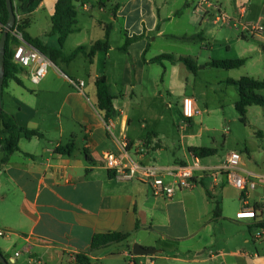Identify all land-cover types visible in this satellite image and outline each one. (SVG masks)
Segmentation results:
<instances>
[{
    "label": "crops",
    "instance_id": "crops-1",
    "mask_svg": "<svg viewBox=\"0 0 264 264\" xmlns=\"http://www.w3.org/2000/svg\"><path fill=\"white\" fill-rule=\"evenodd\" d=\"M57 1L40 0L28 15L26 28L30 38L54 50L58 46L51 34V17ZM198 1L80 0L77 7L83 14H77L75 30L66 38L62 55L66 57L79 47L88 52L95 42L104 40L105 28L111 25L108 49L96 52L91 61L83 53L69 61L49 59L52 66L38 86L30 84L27 69L14 74L19 83L14 79L7 82L3 111L21 127L42 135L21 138L18 151L5 163L0 147V230L7 234L0 239V252L8 262L75 264L77 255L86 254L90 264H127V253L137 243L151 251L136 256L137 264H264V215L259 211L264 204L263 179L254 180L256 188L247 195L237 192L238 204L228 215L224 192L231 185L225 176L218 177L215 184L204 179L166 199L153 196L146 184L115 179L103 164L105 154H120L124 144L131 155L142 147L143 161L149 164L166 152L159 133L153 131L162 118L163 97L178 99V108L182 98H192L199 108L191 78L211 68L207 65L212 61L209 25L210 19L215 24V14L211 9L195 12ZM208 1L217 3L228 17L219 25L240 27L243 39L256 36L261 43H247L244 55L235 58L245 59V64L226 71L241 73L245 68L247 77L263 80L264 32L246 30L253 23L246 19L252 0ZM262 20L259 17L255 22ZM133 37L138 38L122 51L125 39ZM173 48L182 51L176 53ZM161 55L172 58L161 64L152 61ZM231 58L217 60H235ZM182 60H190L196 72ZM99 77L106 78L108 93L114 98V116L108 120L97 106L95 80ZM239 78L225 77L224 83ZM79 81L84 84L81 89L75 86ZM254 93L264 98V90ZM165 106L170 109L171 105ZM200 114L199 108L197 116ZM108 123L113 124L112 135L106 129ZM71 138L75 146L72 154H56L55 148ZM184 138L187 152L183 160H177L173 152L171 160L164 155L166 161L161 166L193 165L195 161L205 168L220 165L210 160L215 149L210 157L196 158L188 148L202 146L196 145L191 134ZM243 170L264 176L254 169ZM216 203L218 218L212 215ZM242 209L254 210L255 218L237 220L235 215ZM236 225L247 229L249 239L243 231L234 230ZM109 232L129 237L90 251L93 236Z\"/></svg>",
    "mask_w": 264,
    "mask_h": 264
},
{
    "label": "rangeland",
    "instance_id": "rangeland-1",
    "mask_svg": "<svg viewBox=\"0 0 264 264\" xmlns=\"http://www.w3.org/2000/svg\"><path fill=\"white\" fill-rule=\"evenodd\" d=\"M79 11L82 13L78 7V13ZM259 17L263 18L261 24L264 26V0H252L248 6L246 19L256 23L255 21ZM210 21L209 26L212 33L208 40V49L212 60L223 57L239 58L240 55H244L243 47L247 43L261 45L256 36L246 35V38L243 39L240 27L228 29L227 26L213 24L212 19ZM52 38L57 41L56 36H52ZM220 46L221 48H219ZM188 48L189 51L192 50L191 47ZM173 51L180 53L182 50L173 48ZM258 65L260 67L262 63ZM247 74L245 68L241 73L236 70L226 71L208 68L199 77L191 78V82L194 84L195 99H197L201 112L191 121L185 120L181 115L182 100L178 108V99L163 97L162 118L153 131L156 130L159 133L161 142L167 148L166 152L159 155V158L156 155V160L152 163L159 165L164 163L166 161L165 156L171 160L173 152L179 158L177 160H183L182 156L187 152V147L184 148L187 144L184 136L191 134L194 136V142L197 146L213 148L217 151L210 159L212 163L221 164L228 153L235 151L241 155L242 169H254L258 173L264 174V107L251 106L247 109L246 122L242 123L234 109V103L238 99L237 92L234 87L224 83L225 77L231 76V78L237 79L247 76ZM168 103L171 105L170 109L165 106ZM261 135L263 137H260ZM158 144L160 146L161 143ZM237 192L239 191L231 186H228L224 192V197L228 198L225 202V213L228 215L234 213L238 204ZM216 200L218 201L219 197ZM236 226L234 230L236 232L243 231L249 239L247 229L241 225ZM6 237H0V239ZM5 257H8V253H5ZM99 263L100 261H94L93 264Z\"/></svg>",
    "mask_w": 264,
    "mask_h": 264
},
{
    "label": "trees",
    "instance_id": "trees-1",
    "mask_svg": "<svg viewBox=\"0 0 264 264\" xmlns=\"http://www.w3.org/2000/svg\"><path fill=\"white\" fill-rule=\"evenodd\" d=\"M40 0H12L13 9L15 12L24 14V18L17 28V31L21 34L22 40L27 44L31 45L39 52L47 56L51 61H55L57 57L69 61L75 58L79 53H83L85 57L91 61L93 55L98 51H106L108 49V31L111 25L105 28V37L103 41L95 42L86 52L85 47H79L75 49L70 55L64 57L61 53V48L66 38L74 32V26L77 22L78 7L77 3L80 0H58L55 4L54 14L51 17V34L57 37V49H50L42 44L38 39L30 38L26 33V28L29 25L28 15L37 7ZM8 19V11L5 0H0V35L2 34L3 27L5 26ZM13 31V30H12ZM138 37L127 38L123 46L122 51H126L129 43ZM18 41L14 36L9 33L5 42V72L4 82L0 94V100L2 105V94L7 82L14 79L19 83L18 79L14 76L22 69L17 67L12 62L11 45H17ZM171 55H161L154 58L152 61L162 63L163 60H170ZM245 59L235 60H212L207 65L215 69L232 70L238 69L245 64ZM182 62L194 73L196 67L190 60H182ZM227 85L235 87L238 93V100L234 103V109L239 115V120L242 123L246 122L247 108L251 105L264 107V98L261 95L254 93V91L264 90V79L255 80L253 78L244 76L238 80H227ZM96 95H97V106L98 109L103 111L105 114V120H108L114 116L113 112V96L108 93L107 83L105 77H99L95 80ZM32 137H42V135L34 130H29L21 127L15 118L1 110L0 113V147L4 152L3 163L8 161L10 155L18 151V143L21 138L31 139ZM148 140H150V134H148ZM74 142L71 138L69 143L66 145H60L55 148V153L60 155H71L74 151ZM188 152L196 158H206L215 154V150L206 147H189ZM213 217L218 218L220 216V209L218 203L215 204L213 210ZM264 228V222L261 224ZM128 234H120L115 232H109L105 234H96L93 236L90 251H95L104 248L110 244H118L125 242L128 239ZM75 264H90L89 258L86 254H79L76 256Z\"/></svg>",
    "mask_w": 264,
    "mask_h": 264
},
{
    "label": "built area",
    "instance_id": "built-area-1",
    "mask_svg": "<svg viewBox=\"0 0 264 264\" xmlns=\"http://www.w3.org/2000/svg\"><path fill=\"white\" fill-rule=\"evenodd\" d=\"M208 9H211L215 14V24H225L228 21V17L217 3L199 0L195 4V12L197 13L203 14ZM24 17V14L15 12V24L11 34L18 40V45L13 49L12 62L21 69H27L30 84L38 86L47 75L52 63L47 56L22 40L17 28ZM246 30L251 34H261L264 32V26L257 21L247 25ZM83 85L82 81L75 83V86L79 89ZM180 110L183 118L187 120H191L199 114V108L195 100L188 97L182 99ZM112 128V123L106 124V129L111 135ZM143 154L144 149L140 147L137 153L131 155L127 150V145L124 144L120 154H105L103 164L115 179L146 184L153 196L166 199H171L177 191L194 188L201 184L204 179H209L215 184L218 177L225 176L228 184L244 195L256 188L254 180L257 178L264 180V176L258 177L245 172L241 168V155L235 151L228 153L226 159L214 168L202 167L198 161H195L193 165L161 166L154 163L149 164L143 161ZM259 211L264 215V204L261 205ZM235 218L237 220L254 219L255 212L250 209H242L236 213ZM261 234L264 235V232ZM261 234H258L257 237H262ZM4 236H6V233L0 230V237ZM15 256H18V254L16 253ZM127 257V264H137L134 261L136 256L131 251L127 253Z\"/></svg>",
    "mask_w": 264,
    "mask_h": 264
},
{
    "label": "water",
    "instance_id": "water-1",
    "mask_svg": "<svg viewBox=\"0 0 264 264\" xmlns=\"http://www.w3.org/2000/svg\"><path fill=\"white\" fill-rule=\"evenodd\" d=\"M5 2H6L7 11H8V19H7L5 26L3 27V31L0 36V94H1L2 87H3L4 77H5L4 76L5 42L7 39V35L12 32V29L15 24V11L13 9L12 0H5ZM1 110H2V105H1V100H0V113H1ZM131 252L135 256H147L148 254L151 253L150 250L143 248L137 243H134L131 246ZM0 264H11L4 258L1 252H0Z\"/></svg>",
    "mask_w": 264,
    "mask_h": 264
}]
</instances>
